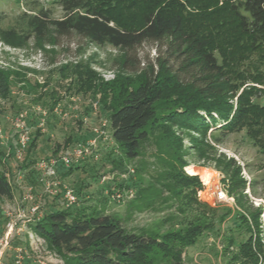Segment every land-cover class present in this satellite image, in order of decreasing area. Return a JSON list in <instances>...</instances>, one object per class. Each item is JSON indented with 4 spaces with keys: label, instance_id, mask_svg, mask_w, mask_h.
I'll list each match as a JSON object with an SVG mask.
<instances>
[{
    "label": "trees",
    "instance_id": "obj_1",
    "mask_svg": "<svg viewBox=\"0 0 264 264\" xmlns=\"http://www.w3.org/2000/svg\"><path fill=\"white\" fill-rule=\"evenodd\" d=\"M29 1L34 5L17 14L8 28H2L6 15L0 12L1 40L20 46L31 37L47 38L55 44L57 38L74 34L120 49L125 54L122 66L127 52L144 42L163 48L165 55H158L135 82L109 87L114 100L103 108L114 147L106 150V159L124 173L123 161L138 156L140 148L153 140L159 154L171 160L170 172L160 179L165 181V190L142 187L134 190L136 199L150 207L164 192L187 204L177 209L178 213H188L183 224L164 233L129 231L120 216L105 213L106 198L100 204H86L87 200L81 199L67 206L60 187L42 216L28 224L29 229L63 259V264H188L181 255L183 248L196 242L203 231L218 232L215 225L233 213L238 224L232 231L243 235L235 260L261 264L264 242L259 219L264 211L240 201L247 197L241 167L233 157L217 153L214 145L221 135L242 133L264 156V0H56L63 12L59 18L38 0ZM9 82L10 74L0 70L1 97L8 95ZM108 84H99L100 90L106 91ZM51 100L45 108L47 129L52 133L49 123L57 119L53 110L58 98L51 96ZM31 118L34 122L35 117ZM181 131L197 134L191 139V148L197 158L212 161L227 176V193L235 196L241 211L211 208L196 199L202 184L197 175L182 170ZM18 134L15 130L14 137ZM29 135L20 161L16 158L18 142L7 151L0 139V198L13 196L6 171L8 160L17 163L23 181L33 186L40 182L39 160L55 156L61 146L69 148L86 140L84 135L68 134L63 144L50 146L48 132L36 128ZM114 148L119 151L117 156H113ZM62 168V175L68 177L83 165L78 162ZM73 192L78 201L79 190ZM167 200L168 196L162 198V202ZM169 220L179 222L172 216Z\"/></svg>",
    "mask_w": 264,
    "mask_h": 264
},
{
    "label": "rangeland",
    "instance_id": "obj_2",
    "mask_svg": "<svg viewBox=\"0 0 264 264\" xmlns=\"http://www.w3.org/2000/svg\"><path fill=\"white\" fill-rule=\"evenodd\" d=\"M38 4L51 10L55 18L63 15L56 0H38ZM32 5L34 3L29 0H0V12L6 15L2 28L12 26L15 16ZM46 40L31 37L25 44L16 46L0 39V70L10 74L9 93L5 97L0 96L1 144L8 151L18 140L14 137L15 128L11 121L16 110L17 113L26 112L25 123L31 132L39 128L49 133L50 146L63 144L68 134L84 135L86 140L80 144H85L95 136L94 128L102 131V134L96 138V147L79 158L83 168L68 177L62 175L63 168L59 163L56 176L31 186L23 181L21 171L16 170L17 163L8 160L6 171L12 182L13 196L11 199L0 198V211L3 214L0 216V237L9 232L7 244L0 245V264H63V259L48 249L43 240L28 227L35 217H41L47 210V203L58 194L60 187L77 188L80 194L78 203L86 199V204H100L106 198L105 213L120 216L129 231L164 233L178 228L180 222L183 224L182 220L187 219L188 213L181 215L177 209L185 207L186 203L164 192L150 207L140 205L136 199L134 190L142 187L165 190L162 186L165 181L160 179L163 174L170 172L168 161L171 160L159 154L153 140L140 148L138 156L123 161L124 173L112 166L110 158L106 159V150L114 147L106 128L107 112L103 108L114 100V92L109 87L114 85L122 88L135 82L141 71L154 64L158 55H165L163 48H156L152 42H144L127 52L128 59L122 66L124 52L109 44L92 43L74 34L57 38L55 44ZM102 83H109L106 91L100 90L99 84ZM51 96L58 98L54 105L57 119H50L49 123L52 133L47 129L45 108L51 105ZM85 109H90L87 114H83ZM39 110L46 111L43 121L39 119ZM31 116L35 117L34 122ZM179 135L184 154L183 172L190 175L187 167L191 165L213 172L210 184L197 175L202 188L197 191L196 199L211 208L241 211L235 196L227 193V176L214 167L212 161L197 158L191 148V139L197 134L181 131ZM220 138L221 141L214 145L217 153L223 152L227 157H233L241 167L240 176L246 180L244 193L247 199L241 198L240 201L247 204L251 202L255 208L260 207L264 211V156L242 133L224 134ZM65 148L61 146L60 150ZM113 152V156H117L119 151L114 148ZM16 158L18 161L22 159L18 153ZM10 173L15 177L11 178ZM215 183H219L226 193V200L214 199L212 186ZM120 184H127L130 188H121ZM109 190L123 191L109 195ZM164 196H168L166 202H162ZM232 214L215 225L218 232L203 231L196 242L183 248L181 255L188 264H239L234 256L237 254V243L243 239V235L232 231L238 224ZM171 216L179 222L169 220ZM259 222L264 242L263 214Z\"/></svg>",
    "mask_w": 264,
    "mask_h": 264
},
{
    "label": "built area",
    "instance_id": "obj_3",
    "mask_svg": "<svg viewBox=\"0 0 264 264\" xmlns=\"http://www.w3.org/2000/svg\"><path fill=\"white\" fill-rule=\"evenodd\" d=\"M57 108H54V112L56 113ZM40 114V120H44V117L46 116L45 110H39ZM25 115L26 112L20 111L14 115L12 118V125L14 126L15 130L19 133L18 134V154L21 155L26 148L28 141L30 140L29 135V128H27V125L25 123ZM42 125V123H40ZM95 136L88 140L85 144L75 143L74 145L70 146L69 148H65V150H60L55 156H49L46 159H41L37 162L36 168L39 170V175H42L39 178V181H43L45 178H50L56 176V170L58 167V164L64 168H68L72 164L78 163L79 158H82L85 154L89 153L96 147V138L99 134H102V131L97 130L94 128ZM94 156V155H92ZM48 184V182H47ZM56 185V182L53 183ZM49 186V185H47ZM213 190L212 193L214 195V199L217 201H224L226 200L227 196L224 190H222V187L219 183H215L212 186ZM63 198L65 200V204L67 206L73 205L77 202V197L73 192V189L64 187L63 188ZM34 210V208H32ZM9 232L7 231L2 237H0V245H3V243L7 244Z\"/></svg>",
    "mask_w": 264,
    "mask_h": 264
},
{
    "label": "bare ground",
    "instance_id": "obj_4",
    "mask_svg": "<svg viewBox=\"0 0 264 264\" xmlns=\"http://www.w3.org/2000/svg\"><path fill=\"white\" fill-rule=\"evenodd\" d=\"M187 171L190 175H200L201 179L207 183L210 184L211 183V177L213 176V172L209 169H198L195 166H188L187 167Z\"/></svg>",
    "mask_w": 264,
    "mask_h": 264
}]
</instances>
